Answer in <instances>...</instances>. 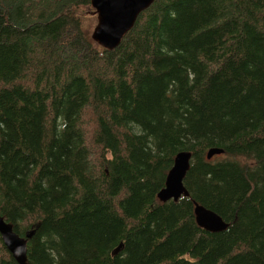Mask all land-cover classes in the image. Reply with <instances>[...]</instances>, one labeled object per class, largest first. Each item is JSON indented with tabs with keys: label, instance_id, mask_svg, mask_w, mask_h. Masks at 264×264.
Returning a JSON list of instances; mask_svg holds the SVG:
<instances>
[{
	"label": "trees",
	"instance_id": "trees-1",
	"mask_svg": "<svg viewBox=\"0 0 264 264\" xmlns=\"http://www.w3.org/2000/svg\"><path fill=\"white\" fill-rule=\"evenodd\" d=\"M90 5L0 0V215L28 264H264V0H154L113 50Z\"/></svg>",
	"mask_w": 264,
	"mask_h": 264
},
{
	"label": "water",
	"instance_id": "water-1",
	"mask_svg": "<svg viewBox=\"0 0 264 264\" xmlns=\"http://www.w3.org/2000/svg\"><path fill=\"white\" fill-rule=\"evenodd\" d=\"M96 14V24L91 32V39L105 50L116 48L124 35L132 28L138 14L148 8L154 0H89ZM223 153L221 148H210L205 157L211 159L214 155ZM192 153L183 150L176 153L173 164L168 170L164 186L157 192L161 202L177 201L180 197H189V192L183 180L190 167ZM193 215L197 225L209 232L224 231L229 223L220 215L203 205L193 202ZM34 230H28L24 237L15 232L12 223L0 215V238L12 258L18 264L27 262V240ZM120 245L115 248L114 254Z\"/></svg>",
	"mask_w": 264,
	"mask_h": 264
},
{
	"label": "rangeland",
	"instance_id": "rangeland-1",
	"mask_svg": "<svg viewBox=\"0 0 264 264\" xmlns=\"http://www.w3.org/2000/svg\"><path fill=\"white\" fill-rule=\"evenodd\" d=\"M91 6V5H90ZM92 7V6H91ZM92 9L94 10V8L92 7ZM81 11V10H80ZM79 11V12H80ZM83 11L85 12V11H87L85 8L83 9ZM83 12V13H84ZM95 12V11H94ZM86 13V12H85ZM84 13V14H85ZM96 15V14H95ZM95 24H96V21H92L90 24H86V26H84L85 28H86V30H88L89 32V36H90V38H91V32H92V29L94 28V26H95Z\"/></svg>",
	"mask_w": 264,
	"mask_h": 264
}]
</instances>
